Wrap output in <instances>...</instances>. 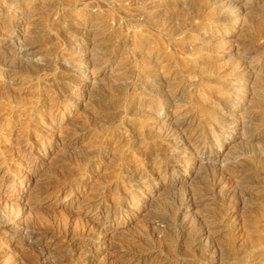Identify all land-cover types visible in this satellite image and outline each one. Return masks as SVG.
Instances as JSON below:
<instances>
[{"label": "rangeland", "instance_id": "374dc122", "mask_svg": "<svg viewBox=\"0 0 264 264\" xmlns=\"http://www.w3.org/2000/svg\"><path fill=\"white\" fill-rule=\"evenodd\" d=\"M239 1L221 18L229 0H0V264H264V137L251 138L264 133V0ZM246 43L261 70L225 124ZM157 70L185 88L213 153L202 161L158 134ZM238 164L257 183L245 203L211 188ZM175 211L186 233L208 217L213 239L175 252Z\"/></svg>", "mask_w": 264, "mask_h": 264}, {"label": "bare ground", "instance_id": "6f19581e", "mask_svg": "<svg viewBox=\"0 0 264 264\" xmlns=\"http://www.w3.org/2000/svg\"><path fill=\"white\" fill-rule=\"evenodd\" d=\"M227 2V1H226ZM7 3V2H6ZM225 4V3H224ZM247 4V3H246ZM226 5V4H225ZM226 9L223 10L220 13L221 18L222 17H230L232 15H237L239 10L243 7L240 4L239 0H229L228 5H226ZM246 7V6H245ZM27 8V7H25ZM247 8V7H246ZM29 9V8H28ZM221 11V10H220ZM246 12V10H245ZM217 14V13H216ZM219 14V13H218ZM190 15V14H189ZM199 15V14H198ZM204 16V15H203ZM241 17V16H240ZM228 19V18H227ZM204 20V19H203ZM219 20V19H218ZM233 20V19H230ZM226 21V20H225ZM228 21V20H227ZM224 22V21H223ZM230 22V21H229ZM90 22L85 21V22H81L78 24H74L75 27L78 28H82V29H86L88 27ZM171 26V25H170ZM75 29V30H77ZM79 31V30H78ZM83 32V31H82ZM85 32V31H84ZM87 33V32H86ZM74 34V33H73ZM82 34V33H81ZM83 36V35H82ZM83 38V37H82ZM247 44V43H246ZM239 46V47H238ZM236 48H233L234 54H236V63L233 65L234 67V73L236 75V77L230 81L232 84H234V86H232L233 90H231L230 88V84L229 86V91L227 93H223L220 98H219V109L220 111V118L224 121L223 123L227 124L229 123V121L233 118L234 115H239V107L241 106V101H239V97L240 95V90H243V85L247 82V80L249 79V77L251 76H257L258 72H260V66H257L256 64H253L252 62L250 63V61L248 60V57L250 56V54L254 51L253 49L255 48L254 46H250L249 44L245 45L244 47L240 48V45H238ZM243 46V45H241ZM24 51V49H19V53H22ZM163 57V56H162ZM164 58V57H163ZM231 58V57H230ZM162 59H159V61ZM165 60V59H164ZM163 63V61H162ZM165 64V63H164ZM233 64V63H232ZM156 65V63H155ZM160 65V64H158ZM166 66V65H165ZM154 67V66H153ZM156 68V66H155ZM163 68V67H162ZM165 68V67H164ZM163 68V69H164ZM167 68V67H166ZM35 70V69H34ZM33 70V72H34ZM155 70V69H154ZM166 70V69H165ZM153 71V70H152ZM147 72V71H146ZM158 72V70H157ZM167 72H161L159 70L157 77L159 78V82L158 84L155 82V84H151V86L153 88L152 91H156V92H163L161 97V102L163 103L164 106L168 107L169 110L166 111L167 113H165L164 115H162L160 118L164 125L161 128V134L158 133L160 135V137H162L163 139L168 140L171 143H177L182 145L183 147L186 148H190L192 151V155H191V161L192 160H201L203 159V157H207V155L213 154L212 150H211V145L208 144L204 138L201 135L200 129L198 127V125H195V121H196V116L194 114V112L191 110V108H189L188 106L181 104V102L183 101V94L185 93V88L183 89V87L179 86L177 84H173L169 83V75L165 74ZM170 73V72H169ZM156 75V74H155ZM152 77V76H151ZM72 78V77H71ZM76 80V79H75ZM155 80V79H154ZM67 81V80H66ZM158 81V80H157ZM68 82V81H67ZM177 82V81H176ZM175 82V83H176ZM144 83V82H143ZM174 83V82H173ZM243 84V85H242ZM188 86V85H187ZM246 86V85H245ZM148 88V87H147ZM246 88V87H245ZM239 90V91H238ZM245 90V89H244ZM203 95V94H202ZM216 96V95H215ZM214 98H217L215 97ZM244 96V95H243ZM156 99V98H155ZM241 99V98H240ZM197 100V99H196ZM217 100V99H216ZM146 102V101H145ZM144 103V102H143ZM150 103V102H149ZM142 105V103H141ZM148 105V104H147ZM146 105V106H147ZM191 105V104H190ZM191 107V106H190ZM162 109V108H161ZM244 109V108H243ZM246 109V108H245ZM213 110V109H212ZM243 111V110H242ZM219 112V111H218ZM247 112V111H246ZM245 112V113H246ZM148 113V112H147ZM215 113V111H214ZM251 113V112H250ZM219 114V113H218ZM248 114V113H247ZM247 114H244L245 116ZM150 115V114H148ZM243 115V116H244ZM253 115V114H252ZM105 118V117H103ZM149 118V117H148ZM241 118V117H240ZM243 119V118H241ZM245 119V118H244ZM243 119V120H244ZM250 119V118H248ZM242 120V121H243ZM208 121V120H207ZM251 121V120H250ZM198 123V122H197ZM196 123V124H197ZM253 124V122H251ZM162 124V123H161ZM199 124V123H198ZM215 124V123H214ZM230 124V123H229ZM237 124V123H236ZM137 125V124H136ZM224 125V124H223ZM216 126V125H215ZM264 126V125H263ZM139 128V127H138ZM201 128V127H200ZM146 129V128H145ZM153 129V128H152ZM202 129V128H201ZM256 129V128H255ZM139 131V130H138ZM137 131V132H138ZM203 131V130H202ZM159 132V131H158ZM212 133V131H211ZM158 135V136H159ZM148 136V135H147ZM157 136V137H158ZM262 138L264 137V133L261 136H258L257 134H253L251 135V138ZM230 138V137H229ZM228 139V138H226ZM140 143V142H139ZM158 143V142H157ZM142 146V145H141ZM160 146V145H159ZM170 146V145H169ZM147 148V147H146ZM145 148V149H146ZM160 148V147H159ZM182 148V147H181ZM140 149V148H139ZM145 149L143 151H145ZM162 151V150H161ZM139 153V152H138ZM148 153V152H147ZM146 153V154H147ZM150 155V154H149ZM144 152H143V155ZM148 157V156H146ZM136 158V157H135ZM153 160V159H152ZM174 162V161H173ZM264 162V159H263ZM139 163V162H138ZM240 163V162H239ZM243 163V162H242ZM149 167V166H148ZM138 169V168H137ZM167 169V167L165 168V170ZM149 170V169H148ZM164 170V171H165ZM251 171V166H248L247 164H241L238 166L236 165L235 167H231V168H224L222 171H220L218 174L215 175V177H213V182H212V187L214 190L217 188H221L223 190L222 194L223 197L226 198H230L231 200H235L234 203H245L246 199L244 198V196L242 195H246V194H251V191H253L256 188L257 183L256 182H248L246 180H244V178L246 179L248 176H250V172ZM144 172V171H143ZM152 172V171H151ZM218 172V171H217ZM142 171H138V170H134L132 172L131 175L136 176V177H143L145 174H143ZM153 174V173H152ZM164 174V173H163ZM147 175V174H146ZM214 175V174H213ZM147 177V176H146ZM251 177V176H250ZM148 179V178H147ZM243 179V180H242ZM248 179V178H247ZM134 180V179H133ZM127 181V180H126ZM151 181V180H150ZM136 182V181H134ZM138 182V181H137ZM141 183L144 181H140ZM139 183V182H138ZM211 183V182H210ZM143 184V183H142ZM140 189V188H139ZM142 189V188H141ZM220 190V191H222ZM187 191V190H186ZM218 191V190H217ZM219 191V192H220ZM249 194V195H250ZM197 196V195H196ZM248 196V195H247ZM184 200L179 204V207H184L183 209H189V207L191 206L190 203L188 202H193V200H195V192L194 190L192 191H188L185 192L184 195ZM178 199V198H177ZM181 198L179 197L178 200H180ZM174 201V200H173ZM196 201V200H195ZM194 201V202H195ZM226 203V202H225ZM231 203V202H230ZM174 205V204H173ZM172 205V206H173ZM175 207V205H174ZM177 207V206H176ZM176 209V208H174ZM179 211V209H178ZM178 211H175V213L173 214L172 219L166 221L168 222L172 227H174V229L176 230H180L181 233H179V241L176 245V249L175 252L180 253V251L182 250V248L185 246L184 242L187 240L190 244L192 243L193 245L200 247L202 244H204L205 242L207 243V241L211 240V236L213 235L212 232L214 231L213 229V223H210L207 218H205L204 216H200L197 219H195V225L194 228H191L190 233H186L183 232V229H185L187 227V223L188 221L185 219L186 217L183 216L182 213H179ZM185 212V211H184ZM112 215H115L114 212H112ZM168 216V215H167ZM166 218V217H165ZM163 218V219H165ZM166 218V219H167ZM195 218V217H194ZM194 220V219H193ZM211 220V219H209ZM164 221V222H165ZM212 222V220H211ZM193 224V223H191ZM216 224V223H215ZM96 225V224H95ZM100 226V225H99ZM170 226V227H171ZM97 227V226H96ZM173 233V231H172ZM212 234V235H211ZM175 235V234H174ZM143 239V238H142ZM213 239V238H212ZM176 240V239H174ZM185 240V241H184ZM183 241V242H182ZM205 243V244H206ZM210 242H208L207 249L206 252L209 250L211 251L213 249V251L216 252V247H214L215 244H209ZM204 244V245H205ZM203 245V246H204ZM189 247V246H188ZM205 247V246H204ZM205 249V248H204ZM198 250V248H197ZM195 251V250H194ZM174 252V251H173ZM199 252V251H198ZM204 252V251H203ZM207 252V253H208ZM221 251H219L220 253ZM176 253V254H177ZM202 253V252H201ZM214 253V252H212ZM218 254V252H216ZM215 253V254H216ZM179 255V254H178ZM204 255V254H202ZM206 255V254H205ZM214 255V254H213ZM173 256V255H172ZM190 256V255H189ZM182 257V256H181ZM213 257V256H212ZM202 258V256H201ZM56 258L53 257H48V264H52L54 262H56Z\"/></svg>", "mask_w": 264, "mask_h": 264}]
</instances>
